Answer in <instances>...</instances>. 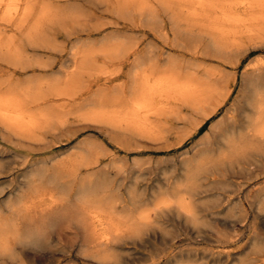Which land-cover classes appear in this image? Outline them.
Masks as SVG:
<instances>
[{
  "label": "rangeland",
  "instance_id": "374dc122",
  "mask_svg": "<svg viewBox=\"0 0 264 264\" xmlns=\"http://www.w3.org/2000/svg\"><path fill=\"white\" fill-rule=\"evenodd\" d=\"M262 66L264 0H0V264H264V130L203 173Z\"/></svg>",
  "mask_w": 264,
  "mask_h": 264
},
{
  "label": "bare ground",
  "instance_id": "6f19581e",
  "mask_svg": "<svg viewBox=\"0 0 264 264\" xmlns=\"http://www.w3.org/2000/svg\"><path fill=\"white\" fill-rule=\"evenodd\" d=\"M199 1V0H198ZM13 3V2H12ZM32 10V9H30ZM42 13V12H41ZM240 16V15H239ZM26 20V18H25ZM23 21V20H22ZM237 22V21H236ZM41 24V23H40ZM40 26V25H39ZM38 30V29H37ZM74 67V66H73ZM264 67V66H262ZM255 77L256 76H259V72L258 71V68L257 67H252V70H251ZM264 72V71H263ZM264 76V75H263ZM258 79V77H257ZM261 80V79H260ZM255 95L249 100V106H247V108H235V110H231L232 113L229 115V124L227 125V122H226V125H227V128H226V133L229 132L227 134L228 137L224 136V138H227L226 141H225V145H226V149L225 151H223V153H221L219 155V157L216 159V160H213V161H208L209 162H212V165L210 168H208L207 170L205 169V171H203V173L208 176L209 178V175H228V172H230V170H228V166L226 165H229V166H236V165H240V164H243L245 162H249L250 161V157L248 156V152H249V149L254 146V143L252 142V138L254 137H257V132L260 130H264V93L260 90V86H261V83L258 81L255 80ZM162 85V84H161ZM160 91V90H159ZM152 92V91H151ZM150 93V92H149ZM160 94V93H159ZM254 94V93H253ZM144 96V95H143ZM150 101V100H149ZM150 105V104H149ZM215 108V107H214ZM216 110V109H215ZM213 111V110H212ZM234 111V112H233ZM247 112V113H246ZM212 113V112H211ZM40 116V115H39ZM21 117V116H20ZM137 119V118H136ZM225 120H226V117H225ZM228 120V119H227ZM225 123V122H224ZM12 126V125H11ZM34 126V125H33ZM218 129H216L217 131ZM220 130V129H219ZM218 132V131H217ZM223 132V131H221ZM220 133V131H219ZM214 135V134H213ZM218 135L221 136V134H217V139H218ZM225 135V134H224ZM264 137V135H263ZM212 138V137H211ZM223 138V139H224ZM221 139V138H220ZM214 140V139H213ZM219 140V139H218ZM222 140V139H221ZM220 140V141H221ZM258 140V139H257ZM215 142V141H214ZM211 143V142H210ZM212 144V143H211ZM216 144V143H215ZM219 144V143H217ZM214 145V144H213ZM224 145V146H225ZM221 146V144L219 145ZM217 147V146H216ZM211 149V148H210ZM215 149V148H214ZM213 149V150H214ZM212 150V151H213ZM219 152V151H218ZM216 154V153H215ZM197 156V155H196ZM209 156V155H208ZM261 156V155H260ZM196 159V157H195ZM253 159V158H252ZM207 160V159H206ZM254 160V159H253ZM256 160V158H255ZM200 161V160H199ZM263 162V161H261ZM194 163V162H193ZM199 163V162H198ZM222 163V164H221ZM211 164V163H210ZM219 165H222V167L219 168ZM192 166L194 164H191ZM200 165V163H199ZM198 165V167H200ZM208 165V164H207ZM205 166V165H204ZM194 168V166H193ZM191 169V167H190ZM242 169V168H241ZM246 169V168H245ZM235 170V169H234ZM244 171V170H243ZM242 171V172H243ZM234 172V171H233ZM202 172L200 169H197L195 170V173H194V176L195 178L197 179L199 177V175H201ZM230 174V173H229ZM236 174V173H235ZM226 175V176H227ZM234 176V175H233ZM203 177V176H202ZM217 178H219L218 176H216ZM188 178V177H187ZM191 178V177H190ZM229 178V177H228ZM97 179V178H96ZM221 180V179H220ZM223 180V179H222ZM221 180V181H222ZM225 180V179H224ZM86 181V179H85ZM99 181H100V178H99ZM187 181V180H186ZM189 181V180H188ZM201 181V180H200ZM213 181V179H212ZM218 181V180H217ZM101 182V181H100ZM99 182V183H100ZM104 182V181H103ZM203 182V181H202ZM219 182V181H218ZM88 183V182H87ZM224 183V181H223ZM242 183V182H240ZM203 184V183H202ZM208 184V183H207ZM230 184V183H229ZM64 185V184H63ZM101 185V184H100ZM221 185V183H220ZM240 185V184H239ZM206 186V184L204 185ZM222 186H224L222 184ZM236 186V185H234ZM232 186V187H234ZM105 187V186H104ZM238 187V186H237ZM101 188H103V186H101ZM105 189V188H103ZM102 189V190H103ZM205 189V188H204ZM237 189V188H236ZM223 190V189H222ZM225 190V189H224ZM177 195H178V199H177V196H176V206L174 208L177 207V210H183V208L185 207V210H187L186 208V200L188 199V197H192V196H195L197 194H200L202 192V189L199 187L198 184H196L195 181L193 182H184L177 186V190H175ZM235 191V189L233 190L232 189V192ZM237 191V190H236ZM241 191V190H240ZM249 191V190H248ZM231 192V193H232ZM89 193V192H88ZM235 193V192H234ZM100 194V193H99ZM221 194V193H219ZM262 194V193H261ZM94 195V194H93ZM204 195V194H203ZM81 196V195H80ZM173 196H174V193H173ZM222 196V195H221ZM258 196V195H257ZM261 196V195H260ZM264 195H262V198ZM90 197H91V193H90ZM89 197V198H90ZM198 197V196H196ZM223 197V196H222ZM82 199V198H80ZM84 199V198H83ZM95 199V198H93ZM192 199V198H191ZM200 199V198H199ZM219 199V197L217 198ZM223 199V198H222ZM86 200V199H84ZM89 200V199H88ZM96 200V199H95ZM195 200V198H194ZM225 200H226V197H225ZM229 199H227L228 201ZM83 201V200H82ZM91 201V200H90ZM94 201V200H93ZM189 201V200H187ZM193 202V201H192ZM95 203H98V202H95ZM190 203V201H189ZM93 204V203H92ZM91 205V204H90ZM89 205V206H90ZM108 205V204H107ZM194 205V204H193ZM190 206V205H189ZM191 207V206H190ZM193 207V206H192ZM195 208V207H193ZM103 209V208H101ZM190 209V208H189ZM161 210V209H160ZM198 211V210H196ZM182 212V211H181ZM186 212V211H185ZM194 212V211H193ZM112 213V212H111ZM144 213V211L142 212ZM184 213V212H182ZM187 213V212H186ZM184 213V214H186ZM192 214V217H191V214ZM190 213H187L189 217V214H190V217L189 219L191 218V220L194 219V216H193V213L190 212ZM197 213V212H196ZM118 215V214H116ZM194 215L196 216L197 214H195L194 212ZM142 216V215H141ZM259 216V215H258ZM118 217H120V215H118ZM23 218V217H22ZM21 218V219H22ZM196 218V217H195ZM18 219V218H17ZM17 219H14L13 220V223H12V226H13V229H15L16 232H20L21 231V228L22 226H20V222H17L16 220ZM24 219V218H23ZM126 220V218H123ZM122 219V220H123ZM134 219V218H133ZM195 220V219H194ZM133 221V220H131ZM196 221V220H195ZM121 222V221H120ZM129 223V222H128ZM127 223V224H128ZM197 223V222H196ZM122 224V223H121ZM129 225V224H128ZM131 226V224H130ZM135 227V226H134ZM6 229V228H5ZM4 229V230H5ZM132 231H135L133 229H131ZM137 230V229H136ZM257 232V231H256ZM238 236V234H237ZM236 236V237H237ZM233 237V236H232ZM222 240H224L222 238ZM221 240V241H222ZM229 240V239H228ZM227 240V241H228ZM7 240H5V238L3 237V232H0V247H7L8 244L6 242ZM226 241V242H227ZM225 242V241H224ZM231 242V241H230ZM2 249V248H1ZM2 249V250H3ZM7 249V248H6ZM15 253V252H14ZM85 259V258H84Z\"/></svg>",
  "mask_w": 264,
  "mask_h": 264
}]
</instances>
